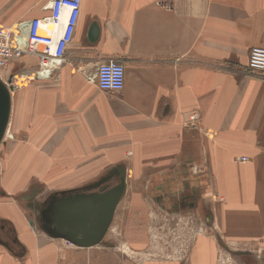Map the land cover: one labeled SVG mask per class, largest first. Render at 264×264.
<instances>
[{"label": "crops", "instance_id": "0c3cea01", "mask_svg": "<svg viewBox=\"0 0 264 264\" xmlns=\"http://www.w3.org/2000/svg\"><path fill=\"white\" fill-rule=\"evenodd\" d=\"M50 1L11 0L16 19L2 24L44 16ZM256 46L264 0H81L63 61L41 88L33 83L32 99L11 101L13 130L24 122L31 141L1 151L0 264L58 263L41 225L46 199L23 190L50 182L63 158L127 170L126 184L147 191L126 197L130 207L145 199L151 215L180 217L194 264L197 225L229 239L264 234V74L247 68ZM109 59L124 65L120 92L95 82Z\"/></svg>", "mask_w": 264, "mask_h": 264}, {"label": "rangeland", "instance_id": "374dc122", "mask_svg": "<svg viewBox=\"0 0 264 264\" xmlns=\"http://www.w3.org/2000/svg\"><path fill=\"white\" fill-rule=\"evenodd\" d=\"M10 4L11 0H0V24L9 19H16L17 10L7 8ZM18 60L10 62L6 69L0 70V96L7 97L9 105L0 131V155L3 147L11 148L18 144H29L31 141V137L25 132L24 122L19 123L17 120L21 127L17 131L13 130L12 99L20 94L32 99L33 83L38 82V88H41V84L48 82L47 79L36 77L37 61L21 67ZM25 115L27 116L26 112ZM63 161L64 158L57 161L58 169L54 166L51 170L50 182L29 184L23 190L27 196L30 195L28 198L41 194V197L46 199L41 213V225L42 230L52 233H47V236L57 241V264H194L193 250L186 248L190 239L188 236L191 234L185 233L184 240L181 238L184 234L181 232L180 217L163 218L151 215L152 211L146 210L147 206L151 208V202L148 203L145 199L134 201L130 207V201H127L126 197L137 193L146 195L147 191L145 186L126 184V177H129L127 170L105 167L86 171L80 164L70 160L65 164ZM113 184L119 187V192L109 222L92 245L79 246L64 236L56 235L50 229L53 199ZM28 203L27 201L26 204ZM29 215L27 213V219L31 217ZM215 231H203L197 225V264H264V234L229 239L223 233ZM200 246L202 248H199Z\"/></svg>", "mask_w": 264, "mask_h": 264}, {"label": "built area", "instance_id": "2783aa9c", "mask_svg": "<svg viewBox=\"0 0 264 264\" xmlns=\"http://www.w3.org/2000/svg\"><path fill=\"white\" fill-rule=\"evenodd\" d=\"M44 9L49 10L44 16L20 21L11 26L0 24V70L27 54L37 59L38 69L35 73L39 76L36 77L51 78L53 71L63 61L67 45L73 39L81 0H51L44 5ZM247 68L264 74V47L250 49ZM94 79L98 88L120 92L125 81L124 65L117 59L100 62ZM196 118L198 114L195 113L189 116L192 121ZM241 160H245V157Z\"/></svg>", "mask_w": 264, "mask_h": 264}, {"label": "water", "instance_id": "95a60500", "mask_svg": "<svg viewBox=\"0 0 264 264\" xmlns=\"http://www.w3.org/2000/svg\"><path fill=\"white\" fill-rule=\"evenodd\" d=\"M8 106V98L0 96V131ZM118 192L119 187L115 186L103 193H82L59 201L49 222L52 231L79 246L92 245L107 227Z\"/></svg>", "mask_w": 264, "mask_h": 264}, {"label": "flooded vegetation", "instance_id": "af4514ba", "mask_svg": "<svg viewBox=\"0 0 264 264\" xmlns=\"http://www.w3.org/2000/svg\"><path fill=\"white\" fill-rule=\"evenodd\" d=\"M116 185L113 184L111 186H107V187H104V188H101V189H96V190H91V191H87L86 193H103V192H106L108 190H112ZM85 193V192H84ZM77 195L79 194H73V193H70V194H66L63 196V198H61L62 200H69L71 198H74L76 197ZM61 201V200H60Z\"/></svg>", "mask_w": 264, "mask_h": 264}, {"label": "bare ground", "instance_id": "6f19581e", "mask_svg": "<svg viewBox=\"0 0 264 264\" xmlns=\"http://www.w3.org/2000/svg\"><path fill=\"white\" fill-rule=\"evenodd\" d=\"M47 69V68H46ZM45 72V71H44Z\"/></svg>", "mask_w": 264, "mask_h": 264}]
</instances>
